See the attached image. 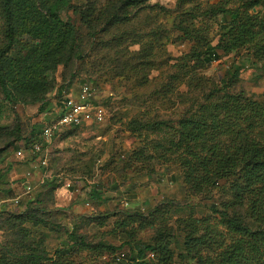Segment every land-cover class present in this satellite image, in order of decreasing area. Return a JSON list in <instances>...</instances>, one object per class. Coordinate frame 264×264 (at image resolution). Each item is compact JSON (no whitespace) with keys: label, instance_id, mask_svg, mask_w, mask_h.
Segmentation results:
<instances>
[{"label":"rangeland","instance_id":"obj_1","mask_svg":"<svg viewBox=\"0 0 264 264\" xmlns=\"http://www.w3.org/2000/svg\"><path fill=\"white\" fill-rule=\"evenodd\" d=\"M121 2L73 0L61 10L77 30L76 49L48 75L45 105L30 97L8 103L0 92V149L14 142L0 153L3 264H23L16 255L42 250L41 264H52L71 233L89 247L63 253L65 264H125L135 257L134 248L161 240L174 253L173 264H186L189 220L203 222L199 234L209 228L210 243L200 247L202 255H213L232 240L210 209L211 203L222 209L231 196L188 197L174 151L168 150L175 131L143 127L175 123L204 100L215 79L244 64L239 55L232 61L233 55L221 52L207 65L189 56L199 46L194 40H201L198 49L218 44L219 26L207 11L219 0H148L129 9H121ZM88 10L89 23L81 15ZM3 29L0 10V43ZM85 84L104 110L103 121L63 129L46 142L44 125L57 119L65 99L77 97ZM232 90L262 99L264 73L242 66ZM36 144L38 153L32 150ZM92 191L99 200L90 197ZM16 197L18 205L11 201ZM234 210L244 214L245 208ZM146 259L159 263L152 253Z\"/></svg>","mask_w":264,"mask_h":264},{"label":"trees","instance_id":"obj_2","mask_svg":"<svg viewBox=\"0 0 264 264\" xmlns=\"http://www.w3.org/2000/svg\"><path fill=\"white\" fill-rule=\"evenodd\" d=\"M72 1L0 0L4 21L0 92L6 102L17 103L21 98L30 97L45 105L43 95L50 88L48 75L64 63L66 54H74L76 49L77 30L61 16V10L69 8ZM147 1L122 0L120 8L138 7ZM239 3L236 6L232 0H219L207 11L218 23V44L206 43L198 49L201 40H194L199 46L189 56L207 65L219 59L218 52H221L224 56L233 55L232 61L239 55L244 64L232 66L227 77L215 79L204 100L191 106L175 123L143 125L147 129L175 131L168 150L174 151L172 154L183 174L188 197L200 196L211 201L215 192L231 196L222 204V209L215 203H211L210 209L226 225L232 240L227 245H219L215 254L202 255L200 247L210 243L206 231L209 228L199 234L203 222L189 220L185 237L186 264H264V95L255 100L244 91L232 90L242 66L264 73V0H239ZM81 15L89 23L93 14L88 10ZM185 34L187 36L188 31ZM23 140L28 146L32 143L31 139ZM13 145L14 142L0 149V153ZM45 186L54 190L59 187L53 182H46ZM90 197L99 200L100 194L92 191ZM32 203L28 201L29 205ZM234 208H245L244 214L235 213ZM68 244L54 252L50 263L65 264L63 253L73 254L77 247L81 250L89 247L73 233ZM3 249L1 244L0 264L7 259ZM147 253L156 255L158 264H173L174 253L164 240L134 248L135 257L125 264H150ZM45 254L44 250L25 252L16 255V259L23 264H41Z\"/></svg>","mask_w":264,"mask_h":264},{"label":"built area","instance_id":"obj_3","mask_svg":"<svg viewBox=\"0 0 264 264\" xmlns=\"http://www.w3.org/2000/svg\"><path fill=\"white\" fill-rule=\"evenodd\" d=\"M104 110L95 105L93 102V92L89 85L85 84L81 87L77 97H68L63 102V106L58 113V117L48 124L44 125L42 130V137L47 142L51 140L55 133L63 130L74 128L82 124L101 123L104 119ZM34 153L41 151V146L36 144L32 148ZM21 155V153H18ZM46 165V161L41 162ZM28 193L30 188L28 187ZM15 205L20 203V198L16 197L11 200Z\"/></svg>","mask_w":264,"mask_h":264},{"label":"crops","instance_id":"obj_4","mask_svg":"<svg viewBox=\"0 0 264 264\" xmlns=\"http://www.w3.org/2000/svg\"><path fill=\"white\" fill-rule=\"evenodd\" d=\"M1 244H2V232L0 231V247H1Z\"/></svg>","mask_w":264,"mask_h":264}]
</instances>
